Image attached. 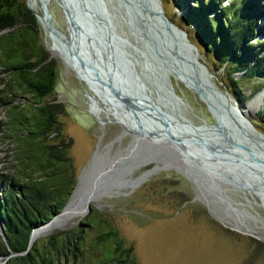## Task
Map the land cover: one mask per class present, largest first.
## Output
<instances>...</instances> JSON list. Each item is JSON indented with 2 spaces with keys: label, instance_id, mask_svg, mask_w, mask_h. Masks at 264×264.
Listing matches in <instances>:
<instances>
[{
  "label": "rangeland",
  "instance_id": "1",
  "mask_svg": "<svg viewBox=\"0 0 264 264\" xmlns=\"http://www.w3.org/2000/svg\"><path fill=\"white\" fill-rule=\"evenodd\" d=\"M104 1L111 12V3ZM251 1L259 2L260 11L264 9V0H235V3L248 8L251 7ZM19 2L28 7V0ZM191 4L192 0H186V3L164 0L163 8L166 15L173 19L172 22L182 25L181 29L189 32L192 36L189 40L198 44L199 58L208 67L213 81L229 95L232 104L243 108L247 120L264 135V96L256 98L264 91V86L253 92L258 79L244 82L242 101L238 94L228 92L223 84V79L226 78L223 69L215 67L206 55L196 39V28L185 13V7ZM46 5L51 25L64 34L68 43L75 48V34L71 28L70 34L66 30V15L59 0H46ZM37 23L40 42L50 58L56 61L55 85L50 99L62 106L58 121L70 142L67 156L72 162L76 177L74 189L82 176L85 177V185L93 188L100 164L106 163L122 151L131 140V135L116 122L117 118L107 102L102 100L100 93H96L78 77L65 61L51 54L48 48L52 40L46 36L38 20ZM258 23L264 31V18ZM8 30L2 32L6 33ZM116 32L128 41L126 50L131 57L141 60V45L129 33L120 16L116 19ZM260 41L264 43V36L260 37ZM254 42L256 49L259 41ZM132 68L139 71L137 64ZM93 71L95 74V69ZM96 75L98 77L97 72ZM232 76L240 78L242 72ZM167 82L177 101L163 102L164 104L159 100L162 92H158L151 83L143 82L146 94L162 110L172 114L175 121L191 126L215 124L206 104L195 92L171 73H167ZM253 100L255 104H250ZM7 111V108L0 106V121L5 120ZM14 148V139L6 132L0 133V174L15 175V170L11 168L14 163L10 162L11 156L8 157ZM157 154L160 159L153 158L149 165L123 168L113 174L110 180L113 185L108 183L100 190L103 195L90 202V209L83 216L40 234L31 245L42 249L51 237L59 241L66 232L77 229L85 221L89 225L82 226L85 231L77 257L74 260L72 256L61 257L58 264H105L115 241H111V244L108 242V246L107 242L98 241V234L101 230L112 227L118 231V239L122 240L123 245L132 247L138 264H264V240L236 231L216 219L217 216L234 218L238 223L256 227L264 233V200H261L258 193L245 188L230 176L209 175L197 159L182 163L181 156L171 148H160ZM93 159L95 163L91 165ZM169 162L176 163L180 170L185 171V168L194 182L168 166ZM262 194L264 197V193ZM49 221L51 224V220ZM111 255L116 257V252L112 251ZM9 258L10 256L6 259L1 257L0 264H6Z\"/></svg>",
  "mask_w": 264,
  "mask_h": 264
},
{
  "label": "trees",
  "instance_id": "2",
  "mask_svg": "<svg viewBox=\"0 0 264 264\" xmlns=\"http://www.w3.org/2000/svg\"><path fill=\"white\" fill-rule=\"evenodd\" d=\"M258 3L251 1L247 8L235 0H192L185 7L196 39L213 65L223 69V84L240 101L244 82L258 79L253 92L264 86V43L260 41L264 31L258 23L264 9L260 11ZM0 32V106L8 109L0 133L14 139L8 157L16 172L0 174V258L10 256L6 264H58L59 258L67 256L74 260L85 231L82 226L89 225L85 221L59 241L51 237L42 249L34 244L28 248L31 231L62 210L76 184L67 156L70 142L58 121L62 106L50 99L56 61L40 42L34 13L19 0H0ZM254 40L259 41L256 49ZM238 72L242 76L234 78ZM118 235L113 227L98 234L99 242L115 241L105 264H138L132 247H125Z\"/></svg>",
  "mask_w": 264,
  "mask_h": 264
},
{
  "label": "water",
  "instance_id": "3",
  "mask_svg": "<svg viewBox=\"0 0 264 264\" xmlns=\"http://www.w3.org/2000/svg\"><path fill=\"white\" fill-rule=\"evenodd\" d=\"M107 1L111 3V12L104 0H59V5L66 15V30L69 32L71 28L75 34L76 47L72 53L82 68L91 70L89 78L93 87H96L104 102V99H108L115 104L113 108L118 113L116 122L131 135V140L122 151L106 163L100 164L99 172L94 178L93 188L103 189L108 183L113 185V182H110L113 174L123 168H133V165L140 159L146 157L160 159L157 154L160 148L184 150L186 158L181 156L182 163L196 159L195 152L200 150L202 152L210 150V155L216 154L212 149L218 144L202 135L206 131L211 133L212 138L219 141H230L231 144L238 145L243 143L242 140L247 139L250 145L255 146L258 141L253 136L259 137L264 143V135L247 120L243 108L232 104L229 95L213 81L208 67L199 58L196 45L189 40L186 31L169 19L164 12L161 0ZM32 12L38 20L37 13ZM46 14L49 15L47 9ZM117 16L123 19L129 33L139 41L141 60H134L131 57L126 50L129 45L128 41L117 34ZM97 64L108 67L106 69L108 80L97 77L96 72L99 73ZM134 64H137L139 71L132 68ZM167 73L190 84L186 83L206 104L215 124L204 123L196 127L188 123L181 124L174 120L172 114L162 110L152 101L146 94L144 81L151 83L158 92H162L159 97L162 104L177 101V97L167 82ZM195 129H204V131L198 135ZM242 147L246 148L242 151L247 152L249 158L257 159L256 155L249 151L248 145ZM218 149L221 148L218 146ZM261 152L258 151V154L261 155ZM226 159L231 162L232 166H235V169L242 172L239 169L241 165L236 159L230 157ZM93 160L91 165L95 163ZM261 161H257V164L264 170L262 166L264 159ZM199 162L209 175L217 173L203 160ZM167 164L181 172L176 163ZM187 178L190 179V177ZM242 185L255 190L251 184ZM255 191L261 200H264L263 190ZM69 200L70 197L62 208L63 210ZM89 209L90 205L86 207V211ZM49 222L36 228L47 225ZM36 228L30 233L28 248L32 244V234Z\"/></svg>",
  "mask_w": 264,
  "mask_h": 264
},
{
  "label": "bare ground",
  "instance_id": "4",
  "mask_svg": "<svg viewBox=\"0 0 264 264\" xmlns=\"http://www.w3.org/2000/svg\"><path fill=\"white\" fill-rule=\"evenodd\" d=\"M27 5L30 7L32 11L37 13L38 21L40 22L46 36L50 40H52V44L48 48V50L51 51L52 55L57 56L63 61H65L69 65V67L76 73L78 77L84 80L92 89L94 88L96 93H98V90L96 89L95 86L93 87L91 79L89 78L91 71L88 68L85 69L80 66L81 64L78 62L74 53H72L75 50V48L68 43L67 38L65 37L64 34H62L58 29H56L51 25L50 13L49 15L46 14V9H47L46 0H28ZM42 11H43V15H41ZM96 67L98 68L97 70L99 71L98 76H100V78H104L105 80H108L107 79L108 77L106 76V69H108V67L104 66L103 64H97ZM177 79L183 82L186 87H188L186 85L187 83L186 81H184L183 79L181 80L178 77ZM193 92L197 94L196 91ZM262 96H264V91L261 92L259 95H257L256 98ZM254 100L251 101L250 104H255ZM105 101L112 109L113 115L115 117H118L117 111L113 108L115 107V104L108 99H105ZM181 124H185V122H181ZM194 131L197 132V134L199 135L200 132L204 131V129H195ZM202 135L204 137H207L208 140L210 139L214 140L213 142H216L218 145L216 148L212 149L213 151L216 152V154L214 155L213 154L210 155L211 153L210 150L208 151L205 149H202L203 151L205 150L204 152H202L201 150L195 152L196 155H199V156L194 155L197 160H201V161L203 160L208 165H210V167L216 169L217 170L215 171V173L217 172L216 174L230 176L233 179H236V181H238L241 184H246V185L251 184L253 185V187H255V190L264 191V170L263 168L261 169L257 164V161L260 162L261 159H264V143L259 137L253 136L254 139L258 141L257 144L253 146L252 144L250 145L247 139L242 140L241 142L243 143H240L241 145L240 144L237 145V144H231L230 141H224V140L219 141L216 138H212L211 133H209L208 131L202 133ZM242 144L245 146L248 145L249 151H251L254 155H256L257 159L251 157L249 158L248 155L246 154L247 152L244 153L242 151L243 148L246 149L245 147H242L243 146ZM218 146L221 149H218ZM258 151H262L263 153L261 152L260 155L258 154ZM177 152H179L178 154H180V156L186 158L184 150H179V151L177 150ZM221 153L224 154L222 155ZM228 157L232 159H236L240 163L241 166L239 167V169H241L242 173L239 170L235 169V166H232L230 164L231 162H229L226 159ZM153 160H154L153 158H148V157L140 159L137 163L133 165L134 166L133 168H139L142 166L149 165L152 163ZM93 161H95V159ZM260 163H262V161ZM262 166H264V163L262 164ZM180 171L181 172L179 173L186 175L187 177H190V179L194 182L193 177L187 171H183V170ZM249 173H251L250 176ZM100 190L102 189L87 187L85 185V177L82 176L80 178L78 185L71 194L70 200L68 204L65 206L64 210L51 221L52 222L51 224L49 225L47 224V226L44 225V227L42 226V228L41 227L36 228L32 234L33 240L37 238L40 234L46 233L56 227H59L63 223H66L74 218L83 216L86 212V207L90 205V202H92L97 197L103 195L102 191ZM216 219H219L223 224L231 227L232 229H235L236 231L264 240V233L258 231V228L256 227L238 223L234 218L226 219L225 217L217 216Z\"/></svg>",
  "mask_w": 264,
  "mask_h": 264
}]
</instances>
